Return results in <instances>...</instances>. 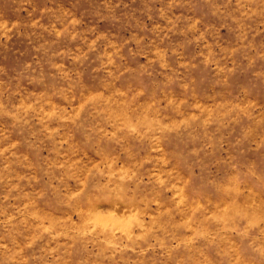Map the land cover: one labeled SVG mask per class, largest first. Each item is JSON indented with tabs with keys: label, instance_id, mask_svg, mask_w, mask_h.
<instances>
[{
	"label": "rangeland",
	"instance_id": "374dc122",
	"mask_svg": "<svg viewBox=\"0 0 264 264\" xmlns=\"http://www.w3.org/2000/svg\"><path fill=\"white\" fill-rule=\"evenodd\" d=\"M0 264H264V0H0Z\"/></svg>",
	"mask_w": 264,
	"mask_h": 264
}]
</instances>
